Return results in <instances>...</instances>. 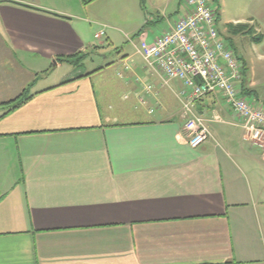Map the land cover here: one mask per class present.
Listing matches in <instances>:
<instances>
[{
    "label": "crops",
    "instance_id": "1",
    "mask_svg": "<svg viewBox=\"0 0 264 264\" xmlns=\"http://www.w3.org/2000/svg\"><path fill=\"white\" fill-rule=\"evenodd\" d=\"M182 2L0 0V264H264L263 152L219 92L194 103L209 136L190 147L182 83L137 52ZM100 22L131 23L132 51ZM76 53L104 57L56 59ZM242 73V95L264 104Z\"/></svg>",
    "mask_w": 264,
    "mask_h": 264
},
{
    "label": "built area",
    "instance_id": "2",
    "mask_svg": "<svg viewBox=\"0 0 264 264\" xmlns=\"http://www.w3.org/2000/svg\"><path fill=\"white\" fill-rule=\"evenodd\" d=\"M209 1L185 0L186 13L151 43L141 40L137 52L165 79L182 83V119L190 147L200 146L209 136L206 120L194 112V103L219 92L239 117L244 138L264 156V104L255 105L242 95L241 63L221 35ZM104 34L101 28L94 38Z\"/></svg>",
    "mask_w": 264,
    "mask_h": 264
},
{
    "label": "rangeland",
    "instance_id": "3",
    "mask_svg": "<svg viewBox=\"0 0 264 264\" xmlns=\"http://www.w3.org/2000/svg\"><path fill=\"white\" fill-rule=\"evenodd\" d=\"M186 3H181L180 7H186ZM209 6L211 8H214V10L217 12V20L219 21L218 26L220 31L222 32L223 38L226 40V42L230 45L231 42H233V48L238 53L239 61L242 66V70H246V78L247 81L253 80L255 81V90L259 93V95L264 97V42L261 45H258L259 43L255 44L253 43V40L251 39L252 36L257 35H263L264 34V0H210ZM250 18H256V21L258 22L260 32H256L255 30V24L253 23H244L247 26L252 28L253 34L252 35H246V34H240V33H233L232 31H225L226 28V22L227 21H237L240 23L246 22L247 20H250ZM100 24L105 25H111L114 26L117 30L118 37L120 40L119 46L122 48L124 52H131L132 51V45L126 41L121 34V30H125V27L129 29L130 24L125 25L123 27L118 22H100ZM123 24V23H122ZM136 21L132 20V36H134L133 32H136L134 29L136 25ZM144 24V21L142 22ZM159 24V22H157ZM235 25V24H234ZM91 27V25H88ZM141 26V25H140ZM146 26V25H145ZM160 26V25H159ZM94 28V29H93ZM99 28L97 26L91 28V37L92 35L98 31ZM140 30V29H139ZM106 31H108L106 29ZM95 39V38H94ZM93 40V43H98L99 41L104 40L103 37ZM105 42V41H104ZM230 42V43H229ZM133 44V41H132ZM107 46L104 44V47ZM103 48V47H102ZM114 51H117L116 49L111 48V50H107L104 54L107 57L112 56V53ZM95 53H88L86 55V59L84 60V63L88 66L92 65L91 63H98L101 61L102 57ZM243 63V64H242ZM246 63V67L245 64ZM66 69V68H64ZM67 70H60L53 72L50 76V80L56 79L61 74H65Z\"/></svg>",
    "mask_w": 264,
    "mask_h": 264
},
{
    "label": "trees",
    "instance_id": "4",
    "mask_svg": "<svg viewBox=\"0 0 264 264\" xmlns=\"http://www.w3.org/2000/svg\"><path fill=\"white\" fill-rule=\"evenodd\" d=\"M89 1H91V0H83L84 3L89 2ZM141 2L143 3V0H141ZM213 10H214V8H213ZM214 14H215L216 18H218L217 12L215 10H214ZM228 28L233 33L246 34L249 36L253 34L252 28L247 26L244 23H237L235 25L230 24ZM251 39L255 43H260L263 39V35L252 36ZM86 55H87V53H76L74 55H69V56H60V57H57L56 59L60 60V61L65 60V61H68V62H71V63L77 65L79 62H81L86 57ZM26 98H27L26 90H24V92H22L18 97H16L15 99H12L6 103H3V104H5L9 110L11 108L18 106Z\"/></svg>",
    "mask_w": 264,
    "mask_h": 264
}]
</instances>
